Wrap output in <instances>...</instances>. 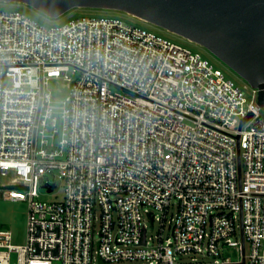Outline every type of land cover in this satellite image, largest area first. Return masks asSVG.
I'll list each match as a JSON object with an SVG mask.
<instances>
[{"label":"built area","instance_id":"1","mask_svg":"<svg viewBox=\"0 0 264 264\" xmlns=\"http://www.w3.org/2000/svg\"><path fill=\"white\" fill-rule=\"evenodd\" d=\"M258 96L200 52L120 17L47 26L0 9V177L19 175L0 194L29 201L24 245L0 227V264H178L188 253L264 264ZM55 168L62 200L36 199L40 186L55 189L45 180ZM226 246L237 259L223 258Z\"/></svg>","mask_w":264,"mask_h":264},{"label":"water","instance_id":"2","mask_svg":"<svg viewBox=\"0 0 264 264\" xmlns=\"http://www.w3.org/2000/svg\"><path fill=\"white\" fill-rule=\"evenodd\" d=\"M0 1L23 2L51 17L73 7L126 11L207 47L259 89V104L264 106V0ZM251 116L252 112L244 117L241 126ZM238 152L241 178L240 148ZM243 246L245 248L244 236Z\"/></svg>","mask_w":264,"mask_h":264},{"label":"rangeland","instance_id":"3","mask_svg":"<svg viewBox=\"0 0 264 264\" xmlns=\"http://www.w3.org/2000/svg\"><path fill=\"white\" fill-rule=\"evenodd\" d=\"M0 9H20L25 11L34 19L47 25L54 26L58 24H63L68 22L72 18H76L83 15H95V16H115L120 17L127 22L137 24L139 26L145 27L147 29L153 30L159 34L167 36L184 46L191 48L194 51L200 52L205 58L209 59L216 67L222 69L227 77L232 78L240 86H245L248 81L243 78L238 72H236L232 67L210 51L207 47L189 40L182 35L173 33L163 27L153 24L149 21L141 19L131 13H128L119 9L111 8H97V7H73L68 11L57 17H51L43 12L37 10L36 8L16 1H0ZM55 82L52 81V86H55ZM249 84V83H248ZM55 105L60 106L59 102H54ZM56 110H60L57 108ZM261 115L264 117V106L261 108ZM59 169L55 168L47 172L45 175V180H49L52 183L56 182V187L53 191H48L47 188L40 186L39 195L36 199L43 201H59L62 200L65 192V181L59 176ZM14 180H19V175L14 171L10 170L6 175L0 177V185H4V188H11L13 186L8 185ZM23 189V188H20ZM145 213L146 208H142ZM28 212H29V201L26 199H11L0 194V227L9 229L12 232V242L16 245H24L27 242L28 236ZM176 213V206L171 208L168 216ZM159 215V214H158ZM100 223L97 222L96 230L98 231ZM160 220L156 219L154 227L148 222V238L150 244H157L159 242V237L161 234ZM169 229L165 227L163 230V237H166ZM247 253L250 251V244H246ZM238 258V251L235 247L226 246L223 249V258ZM215 261L210 255L199 254V253H188L184 254L182 258L177 259L178 264H207ZM141 263V261H138Z\"/></svg>","mask_w":264,"mask_h":264}]
</instances>
